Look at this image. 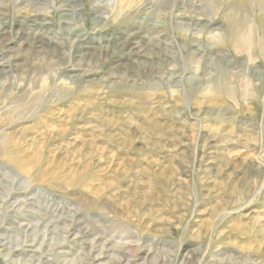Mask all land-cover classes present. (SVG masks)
I'll use <instances>...</instances> for the list:
<instances>
[{"label": "rangeland", "instance_id": "rangeland-1", "mask_svg": "<svg viewBox=\"0 0 264 264\" xmlns=\"http://www.w3.org/2000/svg\"><path fill=\"white\" fill-rule=\"evenodd\" d=\"M0 67V264H264V0H0Z\"/></svg>", "mask_w": 264, "mask_h": 264}, {"label": "bare ground", "instance_id": "bare-ground-1", "mask_svg": "<svg viewBox=\"0 0 264 264\" xmlns=\"http://www.w3.org/2000/svg\"><path fill=\"white\" fill-rule=\"evenodd\" d=\"M240 23L241 22H232V24H231V26H230V30H231V32H229L228 31V41H227V43H228V45H231L232 43H233V39L234 38H241V40L242 41H244V45L246 46H248V44H249V39H248V36H250V34H249V31H248V27L251 29V26H248V25H246V24H248V23H246L245 25H244V27H245V30L243 31V28L240 30ZM45 26V25H44ZM243 31V32H242ZM232 33H233V35H232ZM242 33H243V35H242ZM43 38V37H42ZM247 38V39H246ZM34 40H35V45H37V44H41V42L40 41H37L38 39L37 38H34ZM248 41V42H247ZM52 46H54V45H52ZM132 47V46H131ZM135 52V51H134ZM140 55V54H139ZM3 71H4V68L2 69L1 67H0V75L3 73ZM179 79V78H178ZM213 91H215V92H217L215 89H213L212 90V88H208V93H211V92H213ZM231 92L232 91H227V95H231ZM253 94H251V96H252ZM8 108V107H7ZM5 139V138H4ZM3 140V139H2ZM1 140V141H2ZM0 141V142H1ZM3 142V141H2ZM1 142V143H2ZM4 142H5V140H4ZM3 142V143H4ZM2 148V147H1ZM58 211V210H57ZM1 242L3 243L4 242V240H2L1 239V241H0V247H4L5 246V244H1ZM46 250V249H45ZM7 258H9V255H7ZM28 264V263H27Z\"/></svg>", "mask_w": 264, "mask_h": 264}]
</instances>
